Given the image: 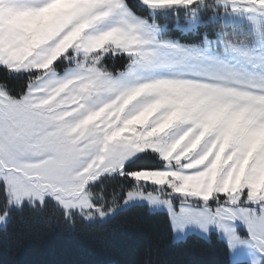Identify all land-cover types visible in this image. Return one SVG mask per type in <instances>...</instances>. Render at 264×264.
<instances>
[{
    "label": "snow or ice",
    "instance_id": "1",
    "mask_svg": "<svg viewBox=\"0 0 264 264\" xmlns=\"http://www.w3.org/2000/svg\"><path fill=\"white\" fill-rule=\"evenodd\" d=\"M102 176L264 264V0H0V223Z\"/></svg>",
    "mask_w": 264,
    "mask_h": 264
},
{
    "label": "trees",
    "instance_id": "2",
    "mask_svg": "<svg viewBox=\"0 0 264 264\" xmlns=\"http://www.w3.org/2000/svg\"><path fill=\"white\" fill-rule=\"evenodd\" d=\"M104 186L102 189L101 186ZM103 210L121 205L123 192L103 177L92 185ZM0 197V212L5 203ZM2 202V204H1ZM115 204V206H114ZM0 264H230L225 241L189 235L172 241L169 219L132 206L105 222L66 217L54 202L12 210L0 229ZM246 264V263H238Z\"/></svg>",
    "mask_w": 264,
    "mask_h": 264
},
{
    "label": "rangeland",
    "instance_id": "3",
    "mask_svg": "<svg viewBox=\"0 0 264 264\" xmlns=\"http://www.w3.org/2000/svg\"><path fill=\"white\" fill-rule=\"evenodd\" d=\"M101 178H103V176ZM46 201H52V200H51V198L46 197L45 202ZM2 202H3V200H2ZM2 202H1V204H2ZM52 202H54V201H52ZM25 205H30L27 200H25L23 203V206H25ZM37 205H39V204H37ZM39 206H41V205H39ZM132 206H144L151 213H164L168 216V219H169V215H168V212L166 209L149 207V205L143 201H130L127 204H121L117 207H112L113 210L111 213H107V210H104L107 214L103 217L99 216L98 214L93 213V215L86 218L84 215H81L79 212H76V211H74V212L79 214L80 216H82L83 219L89 223L105 222L108 219L113 218L117 213H120V212H122V211H124V210H126ZM22 207L17 208L15 205H13L12 207L8 208L7 209L8 216H7L5 222L0 223V229H4L6 227L10 212L12 210H19ZM4 210H5V207H4ZM169 223H170V228L172 231V241L174 243L184 241L186 239V237L189 235H196L198 237L208 239V237L211 233H215L219 239L225 241L227 244L230 264H238V263L250 264V260L248 258L250 256L255 255L254 251L248 246H231L230 247L227 237L225 235H223L222 233L218 232L215 227H210L207 232L201 230L196 225H188V226H185V228L183 230H180V229H174L173 228V225H172L170 219H169ZM236 230L239 233L244 234V227L239 222L236 223Z\"/></svg>",
    "mask_w": 264,
    "mask_h": 264
}]
</instances>
